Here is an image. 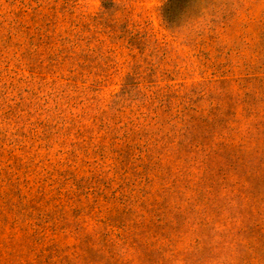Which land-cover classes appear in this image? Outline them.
I'll return each instance as SVG.
<instances>
[{"label": "rangeland", "instance_id": "1", "mask_svg": "<svg viewBox=\"0 0 264 264\" xmlns=\"http://www.w3.org/2000/svg\"><path fill=\"white\" fill-rule=\"evenodd\" d=\"M0 264H264V0H0Z\"/></svg>", "mask_w": 264, "mask_h": 264}]
</instances>
